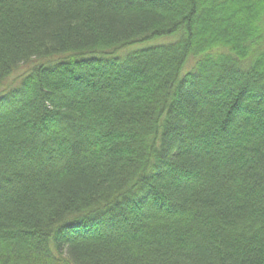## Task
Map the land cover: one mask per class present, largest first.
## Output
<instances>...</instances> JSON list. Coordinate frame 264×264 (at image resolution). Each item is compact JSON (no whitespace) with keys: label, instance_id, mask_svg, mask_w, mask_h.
Masks as SVG:
<instances>
[{"label":"trees","instance_id":"trees-1","mask_svg":"<svg viewBox=\"0 0 264 264\" xmlns=\"http://www.w3.org/2000/svg\"><path fill=\"white\" fill-rule=\"evenodd\" d=\"M0 264H264V0H0Z\"/></svg>","mask_w":264,"mask_h":264},{"label":"rangeland","instance_id":"rangeland-1","mask_svg":"<svg viewBox=\"0 0 264 264\" xmlns=\"http://www.w3.org/2000/svg\"><path fill=\"white\" fill-rule=\"evenodd\" d=\"M118 77H119V76H118ZM119 78H121V79L119 80V81H121V82L127 81V77H126V76H125L124 78H122V77H119ZM46 147H50V149H55V148H56L52 140L48 142V145L45 144V148H46ZM46 149H48V148H46ZM49 151H50V150H49Z\"/></svg>","mask_w":264,"mask_h":264}]
</instances>
